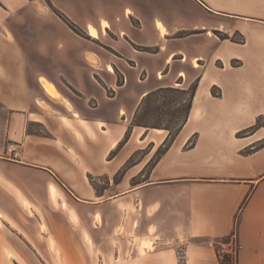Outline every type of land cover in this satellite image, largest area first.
<instances>
[{
	"label": "crops",
	"instance_id": "0c3cea01",
	"mask_svg": "<svg viewBox=\"0 0 264 264\" xmlns=\"http://www.w3.org/2000/svg\"><path fill=\"white\" fill-rule=\"evenodd\" d=\"M193 1L204 19L188 27L138 0H0V264L122 261L123 237L113 247L108 229H122L125 201L132 229L143 208L145 226L161 231L131 238L127 264H220L207 242L232 236L237 264H264V144L250 146L264 138H253L264 130V0ZM194 81L185 124L152 161L168 131L131 125L140 100ZM7 141L18 159L4 156Z\"/></svg>",
	"mask_w": 264,
	"mask_h": 264
},
{
	"label": "rangeland",
	"instance_id": "374dc122",
	"mask_svg": "<svg viewBox=\"0 0 264 264\" xmlns=\"http://www.w3.org/2000/svg\"><path fill=\"white\" fill-rule=\"evenodd\" d=\"M140 7L146 11L148 13L149 16H154L155 18H162L163 20H169L171 22H176V25L179 26H191L194 23L198 24V21H200L201 19H204V10L193 0H138ZM210 6H213L215 8L217 7H225L228 4H232L234 5L236 0H205ZM66 19V18H64ZM159 21V20H157ZM192 32V31H189ZM220 36L223 35L224 33L219 31ZM178 35H182V32H178L174 36H178ZM225 35V34H224ZM232 40H235L237 38H241L240 36L238 37L237 33H234L232 35V37H229ZM213 93H215V90H212ZM151 122H155V119H151ZM262 123L264 124V121H262ZM137 129H130L128 130L126 137L123 139V142H125V140H127L128 138H130L131 134L136 133ZM140 131H143L140 130ZM139 131V132H140ZM153 131V130H152ZM254 131H250V132H240L237 134L238 137H244V136H249L251 134H253ZM167 132L165 131L164 134L161 135H155L152 133H149L148 137L141 143H138L135 145V147H143V148H139L136 153L133 156V159H138L140 160L143 156V154H145V152L149 151L152 145H149V139H153L152 140V144H154V146L157 148V146H159V141L161 140L162 136L165 135ZM138 134V133H137ZM137 134L135 135V140L139 141V139H141V137H137ZM264 135V130H262L261 132H259L258 134H256L253 138L255 137H260ZM161 143V142H160ZM169 144V143H168ZM264 144V138H262L259 141L254 142L253 144H251L250 146L253 145H261ZM130 145L132 146V144L130 143ZM153 148V147H152ZM247 150H250V148H248ZM155 151V150H154ZM153 150L150 153L154 152ZM147 159V157L145 158ZM143 163V162H142ZM140 164V167L142 169V171L145 172H149L153 166L154 162H150L148 164ZM130 161H128V163H126L124 165L123 168V174L122 175H118L117 176V180L120 179L122 177L123 182H124V187L125 184H129L130 180L127 179V177L133 172L132 170H128V167L130 166ZM137 169V168H136ZM126 170H128V172L126 173ZM140 180L141 177L138 176ZM94 182V186L98 189L106 186L108 180L107 179H103V178H96L93 180ZM130 202L125 201L123 203L124 205V209H125V217H124V223H123V227L122 229H118L117 233L115 232V229H108V232L110 234V236L108 235L110 240V243H112L113 247L115 242L120 241V236L122 235L123 237V243H124V250H123V260L119 261V262H115L113 259L111 260H104L101 263L102 264H127L126 262V258L129 257L130 255V249H131V238H133L134 240H138V242L141 240V238L145 239L147 237H151L153 235H161V231L157 232L156 229H154L153 227H146L145 226V221H143L142 219V214H144L143 208H140L139 210V222L138 225H135V227L132 229L131 228V221H130ZM105 218L107 221L111 222L113 225V221L115 219V208L113 206V204H108L107 207L105 208V211L103 212ZM131 235L133 237H131ZM117 237V238H116ZM148 246L146 242H142L139 246V251L140 253H143V247L144 246ZM113 249V248H112ZM237 249V246H236ZM179 251V250H178ZM231 257V262L230 264H235V255H230ZM68 261H64V262H58V264H67ZM70 264V263H68ZM96 264V262H95Z\"/></svg>",
	"mask_w": 264,
	"mask_h": 264
},
{
	"label": "trees",
	"instance_id": "16d2710c",
	"mask_svg": "<svg viewBox=\"0 0 264 264\" xmlns=\"http://www.w3.org/2000/svg\"><path fill=\"white\" fill-rule=\"evenodd\" d=\"M65 21L67 22V20ZM69 25L75 32L84 36L76 27ZM242 39L241 37L240 40ZM196 86L197 81H194L186 89L170 86L159 87L146 93L140 100L131 125L161 128L168 131L167 137L163 144L157 148L152 161H155L166 150L168 143L175 138L185 124L192 107ZM151 119L156 121L151 122ZM219 262L220 264H230L231 257L229 254H224L221 259L219 258ZM235 264H237L236 254Z\"/></svg>",
	"mask_w": 264,
	"mask_h": 264
},
{
	"label": "built area",
	"instance_id": "2783aa9c",
	"mask_svg": "<svg viewBox=\"0 0 264 264\" xmlns=\"http://www.w3.org/2000/svg\"><path fill=\"white\" fill-rule=\"evenodd\" d=\"M4 156L8 159L15 160L20 156V146L17 142L7 141L4 147ZM207 244L212 247L217 256L221 259L224 254L235 255L237 253V243L235 237L232 236L225 241L224 239H210Z\"/></svg>",
	"mask_w": 264,
	"mask_h": 264
},
{
	"label": "bare ground",
	"instance_id": "6f19581e",
	"mask_svg": "<svg viewBox=\"0 0 264 264\" xmlns=\"http://www.w3.org/2000/svg\"><path fill=\"white\" fill-rule=\"evenodd\" d=\"M37 7H38V9H40L42 12H47V9L45 8V7H41V6H38V5H36ZM87 58L89 59V60H91L92 62H94V61H96L97 60V58L92 54V53H87ZM40 80H41V83H42V85H43V87L46 89V90H48L49 92H51V93H53V94H55L56 93V91H55V89L53 88V86L45 79V78H43V77H41L40 78ZM39 104V106L40 107H42V108H47L48 107V105H46L45 103H43V102H39L38 103ZM195 115V114H194ZM155 133H162L163 132V130L162 129H157V128H154V129H152Z\"/></svg>",
	"mask_w": 264,
	"mask_h": 264
}]
</instances>
